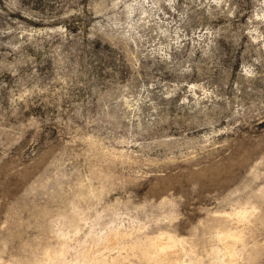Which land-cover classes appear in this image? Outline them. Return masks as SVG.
<instances>
[{"label":"rangeland","instance_id":"rangeland-1","mask_svg":"<svg viewBox=\"0 0 264 264\" xmlns=\"http://www.w3.org/2000/svg\"><path fill=\"white\" fill-rule=\"evenodd\" d=\"M116 226L89 264H264V0H0V264Z\"/></svg>","mask_w":264,"mask_h":264},{"label":"bare ground","instance_id":"bare-ground-1","mask_svg":"<svg viewBox=\"0 0 264 264\" xmlns=\"http://www.w3.org/2000/svg\"><path fill=\"white\" fill-rule=\"evenodd\" d=\"M245 209H239V210L235 209L236 211H234L233 213H229V214H232V215L234 214L238 220L244 219V218L246 219V212H247L246 210L247 209L246 210ZM226 214H228V213H226ZM229 217H231V216H229ZM231 219H232V217H231ZM215 232H217V231H215ZM219 233L218 234L216 233L215 235H217L219 237L217 240H220L221 241L220 243H222L223 257L221 255L220 256L223 260V263L222 262L221 263L222 264H234L235 260L237 259L236 253H235L236 250H233L231 248V246L226 241V239L229 238L230 236L233 237L232 232H230V231L225 232V233L221 232L222 234H220V235H219ZM236 233L238 234L239 231ZM127 235H128V233L126 231L121 230L120 227H118V226L109 228L108 230L103 232L100 236H96V234L93 235L92 233H90V236H89V234L87 235L90 237V239L88 241L90 243L89 248L82 250L81 252H78L77 257L80 260L81 264H89L90 259H91L92 254H93L92 252L95 251V250L91 249L93 245H95L96 243L98 244V242L101 241L105 246H113L119 242L121 237H124ZM239 235L241 236L242 234H239ZM64 237H65V235H64ZM64 237H62V238H64ZM184 242H185L184 240L178 239L175 235H173L169 232L161 231L158 234L156 233L155 236H152V237L149 236V238L147 237L146 245L143 243V241H140V240L136 241L134 243H131V244H133V247H135V246H136V248H137V246L139 247V252L141 254V257L146 260L147 264H193V262L191 260L181 258V255H187V252H188V251L187 252L185 251V247L183 245ZM103 244H101V245L104 247ZM219 249H221V248H219ZM60 251H62V250H60ZM218 251L220 253H222L220 250H218ZM218 251H215V249L213 250V252L211 251L212 256L216 260H218V256H219ZM181 252H182V254H181ZM58 253L60 254L59 251H58ZM188 253H190V252H188ZM56 254L57 253L51 254L50 250L46 251L45 252V256H46L45 258H47V260H49L50 261L49 263H51V264H60L59 255H56ZM61 254H63V253H61ZM190 258H192V256L189 257V259ZM101 259L102 258H100V260ZM93 261H91V262H93ZM106 261H108V260L106 259ZM109 261H110V258H109ZM111 261L116 262L117 258L111 257ZM183 261H185V263H183ZM100 263H102V262H99V264ZM221 263L218 261L215 264H221ZM40 264H42V263H40ZM75 264H76V262H75Z\"/></svg>","mask_w":264,"mask_h":264}]
</instances>
